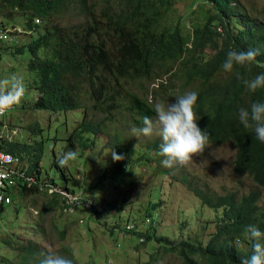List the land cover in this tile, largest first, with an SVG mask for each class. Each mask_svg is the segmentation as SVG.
Segmentation results:
<instances>
[{"label":"trees","instance_id":"obj_1","mask_svg":"<svg viewBox=\"0 0 264 264\" xmlns=\"http://www.w3.org/2000/svg\"><path fill=\"white\" fill-rule=\"evenodd\" d=\"M0 1L24 15L25 31L30 32L31 39L38 35L37 40L28 46L33 56L29 68L39 77L37 90L40 98L36 108L53 113L83 112L80 125L69 139L70 150L74 148L75 142L83 150L81 158L90 149L88 144L93 146L96 142L97 131L102 129L101 123L88 121L89 109L81 96L84 83H92L91 97L88 99L91 100V110L103 115L107 114L104 113L105 108L118 102L114 94L122 84L158 78L160 72L173 71L183 80L184 86H195L194 92L198 98L193 110L199 128L209 134L207 145L219 147L230 142L236 145L234 173L252 178L258 187L264 189V143L256 138L254 131L244 129L238 120L240 108L250 109L251 103L264 102V88L251 93L244 84V80L264 73V22L248 15L238 1L197 0L201 4L209 2L215 14L203 18V24L185 33H182L179 23L168 25L165 17L171 5L167 0H104L101 8H98L99 4L78 0L85 18V22L78 26H52L56 18L68 15L76 4L75 0ZM260 15L264 17V10ZM37 20L41 21V25L37 24ZM2 25L7 27L5 22ZM217 29L220 33H217ZM229 50H251L256 52V57L251 64L234 66L232 72H225L222 65ZM24 51L23 47L18 49V53ZM160 82L156 87L161 91L165 84L164 81ZM125 103H119L118 109L126 106L129 111L136 113L140 119L135 120V123L139 127H142V117H150L155 113L147 101L137 94L128 93ZM110 147L118 155H123L124 159L115 162L113 167L106 165L103 177H108L110 184L121 183L126 179L128 185L133 169L140 164L143 156L134 158L136 154L122 145L117 134H114ZM157 147L155 144L149 149L156 150ZM5 149L28 161L30 170L38 172L39 184L31 187L19 184L14 187V200L20 195H47L50 189H56L53 181L46 182L41 178V149L36 144L17 141L7 144ZM54 165L57 167L56 163ZM61 176L66 179L64 172ZM85 189L86 186L84 192ZM190 190L202 206L216 214L212 220L214 231L209 239L204 241L203 234L192 237L190 221L185 219L186 227L181 229L180 238H157L156 229L153 234L147 232L141 235V244L145 245L154 239L166 254L177 253L181 264H241L242 259L249 258L255 241L248 237L246 228L255 225L264 233L261 191L253 190L239 196L232 192L217 194L198 186L190 187ZM48 196L52 198L41 209L42 215L50 209H57L58 201L63 202L61 207L64 209L74 211L77 205L87 204V200H78L70 205L67 198L57 193ZM158 207L159 204L150 202L147 216L142 219L145 226L147 221L151 223L156 220ZM90 213L97 221L102 214L97 206H92ZM139 227L140 224L133 221L132 229L135 230L125 231L139 234L136 233ZM202 229L208 230V226ZM60 236L63 238L64 233ZM18 251L21 257L18 264H37L42 258L40 254H43L39 246L33 244Z\"/></svg>","mask_w":264,"mask_h":264},{"label":"rangeland","instance_id":"obj_2","mask_svg":"<svg viewBox=\"0 0 264 264\" xmlns=\"http://www.w3.org/2000/svg\"><path fill=\"white\" fill-rule=\"evenodd\" d=\"M87 1L99 4L98 8L104 4V0ZM167 1L171 8L166 12L165 19L168 25L179 23L182 33L191 32L194 26L204 23L203 18H210L215 14L211 4L206 1L203 4L197 0ZM236 1L248 15L264 22V17L260 15L264 10V0ZM75 2L68 15L56 18L52 26H78L85 22L78 0ZM0 19L8 27H16L12 31L18 33V45L10 43L0 51V79L17 75L23 78L27 87L21 104L10 111L4 121L13 128L20 129L17 141L33 143L41 149L43 181H53L56 190L62 189V193L69 195L64 191L68 190L79 202L87 200L84 206L77 205L75 211L64 209L61 207L63 202L58 201L57 209H50L43 215L41 209L52 198L48 196L50 194L20 195L13 205L0 207V263H20L18 249L33 244L38 245L45 255L52 252L69 258L71 254L75 264H181L182 260L177 253L166 254L154 239L145 245L141 244V235L147 232L153 234L157 229V238L178 239L181 237V229L186 227L184 220L187 219L190 221L191 236L203 234L204 241H207L214 231L213 219L216 214L202 206L190 187L198 186L217 194L238 193L239 196L260 190V204H264V189L258 187L252 178L234 173L237 147L232 142L219 147L207 145L202 154L192 157V162L167 168L161 163L164 158L158 155L161 143L158 136L136 138L131 135V129L139 127L135 120L140 118L126 106L118 109L119 103H125L128 93L137 94L154 109L157 99L175 103L176 97L195 90L193 85L184 86L183 80L173 71L160 72L158 78L122 84L114 94L118 102L105 108L104 113L107 114L103 115L91 110V100L88 99L91 97L92 83H84L81 96L89 109L88 121L92 120L93 124L101 123L102 129L97 131L93 146L88 144L90 149L84 153L83 158V150L75 142L72 151L78 153L77 159L66 166H60V156L70 150L69 139L80 125L83 112L76 110L53 113L36 108V102L40 98L37 90L39 77L29 68L33 56L28 46L33 40H37L38 35L31 39L30 32L25 31L27 27L24 15L1 1ZM22 47L25 51L18 53V49ZM160 81L165 84L161 91L156 87ZM150 118L155 119V113ZM114 134L120 137L125 148L136 154L134 158L143 156L140 164L133 169L128 185L126 179L121 183L110 184L108 177H103L105 166L110 164L113 167L116 164L110 154ZM155 144L158 145L157 149L150 150L149 146ZM62 172L67 180L62 178ZM151 201L154 205L159 204L157 214L155 213L156 220L151 223L147 221L145 226L142 219L147 216ZM92 206H97L102 213L98 221L90 213ZM133 221L140 224L136 231L140 235L125 231L135 230L132 229ZM205 225L208 230L203 231ZM61 233H64L63 238Z\"/></svg>","mask_w":264,"mask_h":264},{"label":"clouds","instance_id":"obj_3","mask_svg":"<svg viewBox=\"0 0 264 264\" xmlns=\"http://www.w3.org/2000/svg\"><path fill=\"white\" fill-rule=\"evenodd\" d=\"M0 21L1 23L4 22L2 19ZM6 28L12 32L14 41L11 43L18 45V33L12 31L17 28L8 26ZM4 46L0 48V51L4 49ZM255 57L256 52L251 50H229L222 68L225 72H232L234 66L251 64ZM244 84L249 92L255 93L258 89L264 88V73L256 75L252 79L244 80ZM26 91L27 87L22 77L12 75L10 78L0 79V116H3L8 111L7 115L10 111L16 109L25 96ZM197 98V93L190 91L176 97L175 103H165L157 99L154 102L155 119L147 116L142 117L143 126L131 129V135L136 138L151 137L153 135L160 138L161 143L158 155L164 158L161 161L164 167L172 168L176 165H186L190 161L192 162L193 156L202 154L206 148L209 134L199 128L196 113L193 110ZM14 106L16 107L12 109ZM238 120L244 129L254 131L256 138L264 143V102H253L250 105V109L240 108ZM9 126L12 131L17 130V128ZM11 143H17V135L12 141L4 144V149L7 144ZM5 151L7 150L5 149ZM110 154L114 162L124 159L123 155H118L114 150H111ZM12 155L17 157L15 154ZM77 156V152L69 150L61 154L58 163L60 166H66L70 161L76 160ZM14 187H17V185ZM14 187L9 188L7 195L10 196L11 203L0 204V207L15 203L12 196ZM246 232L248 237L255 243L252 245V255L249 258L242 259L241 264H264V242H261L264 239V233L255 225H249L246 228ZM40 255L42 258L37 261V264H73L71 259L56 253L49 252L46 255Z\"/></svg>","mask_w":264,"mask_h":264},{"label":"built area","instance_id":"obj_4","mask_svg":"<svg viewBox=\"0 0 264 264\" xmlns=\"http://www.w3.org/2000/svg\"><path fill=\"white\" fill-rule=\"evenodd\" d=\"M37 23L40 24L41 21L37 20ZM217 31L220 32L219 29H217ZM13 41L14 38L12 32L4 27L0 21V48ZM15 107L16 106L12 109ZM6 113L3 116H0V204L11 203L12 200L10 196H7L8 191L10 190L9 188L16 185L18 186L19 184L27 187L39 184L37 177L38 172L30 170L29 162L19 156L16 157L8 153L4 149V144L12 141L16 135L18 137L21 132L18 127L17 130L12 131L10 126L5 124L3 120ZM62 192V190L60 191L56 189H50L48 191L49 194L57 193L67 198L70 205L78 202V199L74 198L71 194L68 195L67 193Z\"/></svg>","mask_w":264,"mask_h":264},{"label":"bare ground","instance_id":"obj_5","mask_svg":"<svg viewBox=\"0 0 264 264\" xmlns=\"http://www.w3.org/2000/svg\"><path fill=\"white\" fill-rule=\"evenodd\" d=\"M21 104V103H20Z\"/></svg>","mask_w":264,"mask_h":264}]
</instances>
